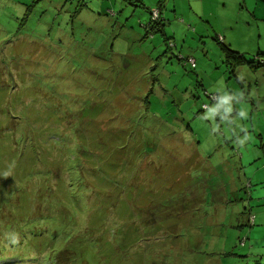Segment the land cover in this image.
<instances>
[{
  "label": "rangeland",
  "instance_id": "374dc122",
  "mask_svg": "<svg viewBox=\"0 0 264 264\" xmlns=\"http://www.w3.org/2000/svg\"><path fill=\"white\" fill-rule=\"evenodd\" d=\"M220 39L263 58L264 0H0V189L55 184L75 264H264V67Z\"/></svg>",
  "mask_w": 264,
  "mask_h": 264
},
{
  "label": "trees",
  "instance_id": "16d2710c",
  "mask_svg": "<svg viewBox=\"0 0 264 264\" xmlns=\"http://www.w3.org/2000/svg\"><path fill=\"white\" fill-rule=\"evenodd\" d=\"M152 11V10H151ZM157 22L156 19L151 16V23ZM223 39H220V43L222 45V50L225 53L227 63L231 68H233V65H242L243 63H249L251 67L257 69L260 67H264V57L259 58L258 56L253 57L252 60H248L245 55L231 47L230 44H226L223 42ZM190 59H194L193 57L185 58L187 64H190L191 67L192 64L189 63ZM195 60V59H194ZM196 61V60H195ZM234 72V71H233ZM211 99L217 100L219 97L218 95L210 94ZM70 171V170H68ZM51 175V174H50ZM25 178V177H23ZM32 177H29L28 174H26V183H23L22 185H25L24 187H21L20 189L16 188H1L0 195L6 196V201H2L0 206V211L8 210L7 223H3L2 220H0V253L4 252L5 245L11 248L14 247H20L25 246L26 244L33 246L37 243V240L41 239L43 241H47L46 238L51 239V251L50 253H47L48 249L46 250L45 258L49 261L48 264H75V254L78 257L77 251L73 249V242L69 239H62V243L56 242V235L53 236V234L48 233L47 229H44L38 225H41L39 222H37V219L41 216L42 211L44 212L49 209L51 211V207L53 208V203L56 199H59L56 197V185L49 182L44 183L42 182H36L34 179H31ZM23 182V181H22ZM34 184L35 187L33 197L36 200H39L37 204L34 205L33 209L30 210V215H23L22 212H19V208L22 206V198L25 193L28 192L29 187ZM71 186V184L69 183ZM40 191H47L48 197L47 200L45 198L43 202H41L43 199L40 200L41 194ZM58 193V192H57ZM61 200V199H59ZM46 201V203H44ZM62 204L63 206L59 208V210L66 209L69 211V208L65 206V202L63 200ZM44 203V204H43ZM52 205V206H51ZM40 212V213H39ZM36 240V241H35ZM25 252H22L20 254L23 255ZM35 253L39 256V251H35ZM43 258V256H42ZM74 263H72V260ZM88 264H92L90 261L87 262ZM108 264H110V261H107Z\"/></svg>",
  "mask_w": 264,
  "mask_h": 264
},
{
  "label": "built area",
  "instance_id": "2783aa9c",
  "mask_svg": "<svg viewBox=\"0 0 264 264\" xmlns=\"http://www.w3.org/2000/svg\"><path fill=\"white\" fill-rule=\"evenodd\" d=\"M190 63L193 65V66H196V62L194 59H190Z\"/></svg>",
  "mask_w": 264,
  "mask_h": 264
},
{
  "label": "crops",
  "instance_id": "0c3cea01",
  "mask_svg": "<svg viewBox=\"0 0 264 264\" xmlns=\"http://www.w3.org/2000/svg\"><path fill=\"white\" fill-rule=\"evenodd\" d=\"M224 40V39H223Z\"/></svg>",
  "mask_w": 264,
  "mask_h": 264
}]
</instances>
